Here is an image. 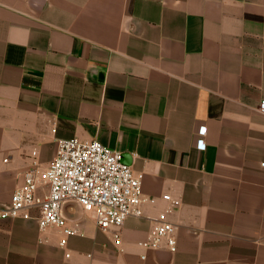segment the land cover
Segmentation results:
<instances>
[{
    "label": "crops",
    "instance_id": "obj_1",
    "mask_svg": "<svg viewBox=\"0 0 264 264\" xmlns=\"http://www.w3.org/2000/svg\"><path fill=\"white\" fill-rule=\"evenodd\" d=\"M262 99L264 0H0V210L62 138L121 151L155 198L119 230L64 202V246L0 217V264H264ZM155 219L175 250L142 247Z\"/></svg>",
    "mask_w": 264,
    "mask_h": 264
},
{
    "label": "built area",
    "instance_id": "obj_2",
    "mask_svg": "<svg viewBox=\"0 0 264 264\" xmlns=\"http://www.w3.org/2000/svg\"><path fill=\"white\" fill-rule=\"evenodd\" d=\"M259 110L264 113V99ZM206 126L198 128L196 146L206 149ZM33 151V155H36ZM264 167V163L261 164ZM46 184L48 191L38 194L40 185ZM163 199L171 201L170 194ZM68 200L81 204L92 211L97 225L103 229L121 228L131 214L142 215L144 203H154L155 198L142 192L140 176L132 166L123 161L121 151L106 146L99 140L62 138L58 140L56 155L46 169H41L34 160L24 172V182L11 195V203L0 210V217H35L41 229L56 226L63 231L60 244L77 232L69 226L62 213V205ZM170 211V210H168ZM176 224L170 220L155 219L146 238L141 242L145 249L177 248ZM121 239L119 232L115 234Z\"/></svg>",
    "mask_w": 264,
    "mask_h": 264
}]
</instances>
